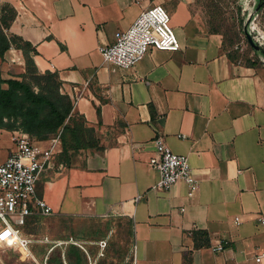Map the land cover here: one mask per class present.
<instances>
[{"label": "crops", "instance_id": "obj_1", "mask_svg": "<svg viewBox=\"0 0 264 264\" xmlns=\"http://www.w3.org/2000/svg\"><path fill=\"white\" fill-rule=\"evenodd\" d=\"M193 2L0 0V13L16 12L4 32L35 48L37 70L57 75L101 148L79 151L70 165L58 153L36 191L53 216L129 220L136 264H254L264 250V68L233 61ZM154 4L169 13L180 48L150 51L133 68L104 64L98 47ZM24 70L21 50L0 57L1 78L20 80ZM153 127L187 157L198 184L191 195L183 182L152 189ZM15 132L0 128V163ZM195 230L207 246L195 247Z\"/></svg>", "mask_w": 264, "mask_h": 264}, {"label": "built area", "instance_id": "obj_2", "mask_svg": "<svg viewBox=\"0 0 264 264\" xmlns=\"http://www.w3.org/2000/svg\"><path fill=\"white\" fill-rule=\"evenodd\" d=\"M255 27L256 41L263 45L264 29L256 23ZM179 48L169 13L162 5L154 4L141 11L126 30L116 32L113 42L100 45L98 50L104 64L112 68H133L150 51H177ZM153 129L154 153L149 165L158 172L159 178L152 189L165 191L175 183L183 182L191 195L198 184L187 157L172 152L163 135L155 127ZM12 139L14 149L0 163V247L17 251L20 258L39 264L31 251L34 240L22 228L31 219L53 215L51 206L37 194L36 184L40 174L52 168L60 153V138L56 135L36 141L18 130ZM258 221L264 226L262 214L258 215ZM213 250H222L221 244L213 246ZM129 252L131 263L136 264L134 244ZM254 264H264V250L254 256Z\"/></svg>", "mask_w": 264, "mask_h": 264}, {"label": "rangeland", "instance_id": "obj_3", "mask_svg": "<svg viewBox=\"0 0 264 264\" xmlns=\"http://www.w3.org/2000/svg\"><path fill=\"white\" fill-rule=\"evenodd\" d=\"M257 3L258 0H194L193 7L210 31L223 35L233 61L263 67L264 44L256 41L255 23L264 29V6L259 8ZM247 35L259 49L253 50ZM22 229L34 240L31 251L39 264H132L131 224L119 215H51L31 219ZM0 264L36 263L20 258L17 251L0 247Z\"/></svg>", "mask_w": 264, "mask_h": 264}, {"label": "trees", "instance_id": "obj_4", "mask_svg": "<svg viewBox=\"0 0 264 264\" xmlns=\"http://www.w3.org/2000/svg\"><path fill=\"white\" fill-rule=\"evenodd\" d=\"M257 4L259 8L263 7L264 0H258ZM15 15L12 7L4 5L1 8L0 57L11 47L21 50L25 70L20 80H5L0 74V128L23 131L36 141L59 135V161L70 165L72 156L79 151L101 149L95 130L73 111L70 98L60 92L57 75L37 70L33 60L35 48L21 38L4 32ZM192 237L195 247L208 245L204 231L195 230Z\"/></svg>", "mask_w": 264, "mask_h": 264}, {"label": "water", "instance_id": "obj_5", "mask_svg": "<svg viewBox=\"0 0 264 264\" xmlns=\"http://www.w3.org/2000/svg\"><path fill=\"white\" fill-rule=\"evenodd\" d=\"M246 38L253 49L255 50L259 49V46L252 40V38L249 35H247ZM262 66L264 68V60L262 61Z\"/></svg>", "mask_w": 264, "mask_h": 264}, {"label": "bare ground", "instance_id": "obj_6", "mask_svg": "<svg viewBox=\"0 0 264 264\" xmlns=\"http://www.w3.org/2000/svg\"><path fill=\"white\" fill-rule=\"evenodd\" d=\"M260 30V29H259ZM260 32H261V30H260Z\"/></svg>", "mask_w": 264, "mask_h": 264}]
</instances>
